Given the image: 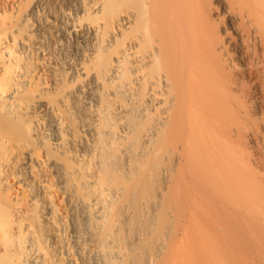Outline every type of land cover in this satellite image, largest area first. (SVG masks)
<instances>
[{"label":"bare ground","instance_id":"1","mask_svg":"<svg viewBox=\"0 0 264 264\" xmlns=\"http://www.w3.org/2000/svg\"><path fill=\"white\" fill-rule=\"evenodd\" d=\"M0 264H264V0H0Z\"/></svg>","mask_w":264,"mask_h":264}]
</instances>
